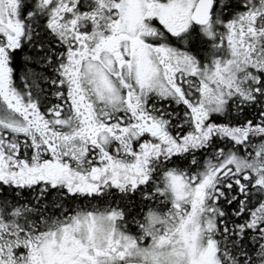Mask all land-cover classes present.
<instances>
[{
  "label": "snow or ice",
  "instance_id": "snow-or-ice-1",
  "mask_svg": "<svg viewBox=\"0 0 264 264\" xmlns=\"http://www.w3.org/2000/svg\"><path fill=\"white\" fill-rule=\"evenodd\" d=\"M0 264H264V0H0Z\"/></svg>",
  "mask_w": 264,
  "mask_h": 264
}]
</instances>
